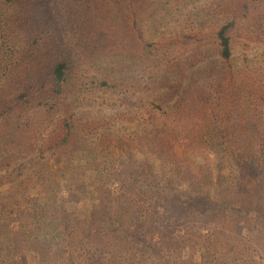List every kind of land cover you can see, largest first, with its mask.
Here are the masks:
<instances>
[{"label":"trees","instance_id":"16d2710c","mask_svg":"<svg viewBox=\"0 0 264 264\" xmlns=\"http://www.w3.org/2000/svg\"><path fill=\"white\" fill-rule=\"evenodd\" d=\"M67 2L72 3V25L68 21L72 40L64 39L54 20L56 6L63 9ZM91 2L0 0L3 42L12 25L24 27L19 6L25 9L31 3L48 12L47 28L41 34L58 27L54 32L60 38L43 47L44 56L37 57L31 67L25 65L18 76L11 71L9 79H0V264H34V252L43 256V264H250L242 229L252 228L251 238L264 244V81L254 78L264 71L260 63L242 69L233 66L232 28L234 24V39L243 34L264 43V0H234V10L229 11L234 21L215 29L218 59L208 62L223 64L221 69L234 68L220 76L212 75L207 66L195 69L196 51L181 47L194 38L172 36L173 42L160 44L152 52L151 39L137 27V20L131 37L128 27H121L118 2ZM97 3L110 6L114 21L119 19L121 50L130 60L101 76L90 74L84 61L99 55L100 46L111 53L119 43L105 40L101 24L98 29L91 24V7ZM127 3L136 9L133 0ZM137 4L147 3L137 0ZM250 61L246 58L244 63ZM173 62L183 70L182 81H204L220 93H224L222 80L233 82L228 96L257 100L255 117L250 118L262 128H241L251 121L244 115L240 121L234 118L236 104L231 115L221 120L220 101L202 91L184 111L195 109L187 133L184 118L173 124L174 113L194 93L186 90V97H177L173 113L150 100L171 78L161 64ZM248 71L254 72L241 84ZM228 123L235 125L232 131L219 129ZM205 127H212V138H217L210 145L219 159L215 166L189 161V155L201 148ZM18 131L25 136L32 131L35 137L50 133L30 146L26 143L31 138L17 140ZM185 133L178 143L183 141L187 148L179 149L177 160L165 163L162 174H149L150 158L162 156L169 137ZM52 156L65 161L63 172L48 162ZM224 162L234 169L228 171ZM115 183L116 192L111 189ZM85 205L91 209L89 216ZM204 225L211 228L205 242ZM113 230L121 234L115 237ZM98 239L107 241L109 248L99 246ZM200 246L205 253L199 263L195 250Z\"/></svg>","mask_w":264,"mask_h":264},{"label":"rangeland","instance_id":"374dc122","mask_svg":"<svg viewBox=\"0 0 264 264\" xmlns=\"http://www.w3.org/2000/svg\"><path fill=\"white\" fill-rule=\"evenodd\" d=\"M115 1L120 4L121 8V27L127 26L128 29L126 32L129 33V36L131 37L133 33V21L137 20V27L143 28L145 31V36H147L148 39H151L148 41L154 46L149 47L150 51L155 52L156 47L160 44L169 45V43L173 42L171 41L172 36L176 39L187 35L188 37L194 38V40H188L187 42L185 41L181 47L183 50L189 47V49L192 51H196L197 59L192 61V63H194L193 66L195 69L200 65L207 66L209 67L207 68L209 72L214 76H220L234 70V68L221 69L220 65L223 64L218 63L216 66L214 62H208L212 59H218V44L214 38L215 29L220 24L224 25L234 21L232 16L229 14V11L232 12V10H234V0H146V5H139L137 4V0L136 2L133 0L134 5L136 3L135 10L133 9V5L132 9H130L131 4H128L127 0ZM34 4L35 3L29 4V7L25 9L19 6L20 12L18 17H22L24 27L14 28L12 25L9 29L10 33L7 40L3 42L4 38H0V79H9L11 71V75L18 76V74L24 70L25 65L31 67L33 61L37 57L44 56V50H42L43 47H46L48 44L52 45L56 40L58 42L60 41V38L56 37L54 32L58 27H56L53 31H50L48 34H41L42 29L45 30L47 28V26H45V18H47L46 13L48 12H45L42 7L39 10L38 4ZM90 4H94L93 0ZM64 6L65 8L63 9L59 8V6H56L55 10H57V14L54 10V20L58 21L60 26L58 30L61 32V35L64 37V39L69 38L72 40V27L70 26L72 25V3L67 2L64 4ZM61 12H63V14H61ZM91 12L93 19L91 24L97 25L96 29L99 28V24L102 25L104 32L103 36L105 40L107 37V39L111 38L113 40H117L119 43V48L111 50V53H107V50H101L100 46L98 48V51L101 52L99 55H96L97 53L95 54L92 52L90 54L96 56L87 59V62L84 61V64H86L84 68L89 69L90 74L101 76L108 72L111 73L112 69L115 67H122L126 64H129L130 60L123 57V55H125V51L123 49L121 50V36H123V33L118 26L119 23L116 22L119 19L114 21L116 16L115 13H112L110 6L97 3L91 7ZM17 13L18 12H16V14ZM118 13L119 11H117V17L119 18ZM133 14L136 15L135 18H133ZM69 20L71 23L70 25L68 24ZM232 31L233 47L235 49L232 60L233 66L235 64L242 69L249 64L260 63V67L262 68V71H264V43H256L251 41L250 39L245 38L243 34H237L234 39V24ZM237 31H239V29ZM197 39H201V41ZM1 47L4 48L1 49ZM94 47H98V44ZM246 58L250 59L251 61L244 63ZM138 62H140L139 59ZM152 66L153 64H151V67ZM161 67L163 70L171 73V78L164 82V87L159 90L158 94H156L153 99L150 98V100L159 103L163 109L166 111L169 110L171 113H173L171 106L178 104L177 97H186V90H191L194 95H192V98L188 101L184 100L182 102L178 111L174 113V119L172 120V123L174 124L184 118L186 133L189 124H193L194 122L190 121V119L195 116V109H193V113L186 112V114H184V111L187 107L190 108L194 105V99L199 95L198 91H202L205 95L212 94L220 101V113L222 115L221 120L224 118L226 119L231 115V111L234 109V104H236L237 106L234 110V118H237V120L240 121L244 115L246 117L245 120L251 121L249 124L242 125L241 128L251 130L253 128H262L260 124L255 122L257 119L251 120L250 118L255 117V111L259 106V102H257V100L252 98L251 102L246 100V98H243L244 96H237L236 99H234V94L232 96H228L227 92L232 91V88H234L233 82L229 81L226 83L225 80H222L225 82L223 86L224 93H220L216 86H208V84L204 81L194 83L190 82L188 78V80L182 81L183 70H181L182 68L178 66V63L173 62L169 63V65L162 63ZM141 68L144 69L142 66ZM219 69H221V72H219ZM247 70H249V68ZM252 72L254 71H248L246 75L242 77V81L240 83L242 84L245 81L247 74ZM186 75L188 76V74ZM257 75L258 76L253 77L255 79L264 81V75L260 76L259 73H257ZM14 82L15 81L10 78V83L13 84ZM198 84L200 85V88H197ZM248 87L249 86H246V88ZM220 90H222V88H220ZM243 90L245 89L243 88ZM212 92H218V95H215ZM223 124L219 128L221 131L225 128H227L228 131H232L235 126L229 125L228 123L229 126L225 127ZM169 127L172 128L174 125ZM34 129L37 130L36 127ZM199 129L202 130L201 128ZM49 133L50 131H43L42 134H38L37 137H35L32 131L27 136H25L26 134L24 132L18 131L17 140H19L21 137L31 138L28 140L26 145L34 146L38 145V142H41L40 139L43 141V139H45ZM186 133L180 138L173 136L169 137L168 140L171 141L170 145H165L166 151L163 152L162 156H159V158L154 160L153 156H149L151 157L148 167L149 174L160 175L162 174L166 165L165 163L172 164V162L177 160L176 157L179 153V149L187 148V145L183 141L178 143L182 137H185ZM204 136V141L200 146L201 148L194 154L189 155V161L199 166L206 164L215 166L214 162L216 163L219 159L210 148V145L214 144L217 139L215 137L212 138L214 136L212 127H205ZM36 138L38 141H36ZM48 159L50 164L53 163L54 169L56 171L63 172L65 170V161L63 159L57 158V156H52ZM222 165H224L228 171L234 169L228 162H224ZM169 169L170 172H174V169H171L170 167ZM62 185V194L66 196L67 191L65 189L64 180H62ZM111 189L112 191L116 192L118 190V183L113 184ZM67 206H71V203H68ZM84 209L85 215L89 216L91 210L90 207L85 205ZM210 230V227L205 225L203 226L202 235L205 237L204 242L206 241V237L210 234ZM242 231L244 240H247V242L243 243V246L246 244L248 247L249 255H247V258H249L250 264H264V244L261 242L256 243L254 239H252V228H243ZM120 234L121 231L113 230V235L115 237H118ZM98 245L105 249L109 248V243L103 239H98ZM28 249L25 252L26 255L29 254ZM204 253L205 248L203 246H200L195 250V259L197 262H201ZM32 258L35 261L34 264H43V256H38L37 252H34Z\"/></svg>","mask_w":264,"mask_h":264}]
</instances>
